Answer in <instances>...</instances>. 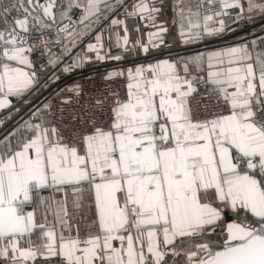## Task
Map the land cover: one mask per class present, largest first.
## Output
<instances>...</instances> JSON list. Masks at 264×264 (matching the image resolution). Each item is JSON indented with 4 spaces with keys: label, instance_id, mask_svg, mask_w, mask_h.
I'll use <instances>...</instances> for the list:
<instances>
[{
    "label": "snow or ice",
    "instance_id": "6c2138e0",
    "mask_svg": "<svg viewBox=\"0 0 264 264\" xmlns=\"http://www.w3.org/2000/svg\"><path fill=\"white\" fill-rule=\"evenodd\" d=\"M256 16L264 0H0V111L117 62L0 137V264H264V36L163 54L173 29L204 44Z\"/></svg>",
    "mask_w": 264,
    "mask_h": 264
},
{
    "label": "crops",
    "instance_id": "0c3cea01",
    "mask_svg": "<svg viewBox=\"0 0 264 264\" xmlns=\"http://www.w3.org/2000/svg\"><path fill=\"white\" fill-rule=\"evenodd\" d=\"M168 17H171V10L170 8L168 9ZM164 17H161V19H163ZM240 26L241 23L239 25L237 24H233L232 28L235 30L234 32H236L234 35H229L228 33L225 34L223 39H213V40H209L204 44H193L190 46H182L179 42V40L175 37V30L173 29L172 34L169 35L168 37V43L171 45L170 49H164V55H168L169 52L171 53V55L173 57H175L176 55H188V54H194L197 51H201L204 49H215L221 45L224 44H228L231 45L234 41L237 40V38H247V39H251L254 38L252 35L249 36H245L241 30H240ZM262 29V28H261ZM261 29L255 30L253 33H255L256 35H261L264 36V32L261 31ZM252 33V34H253ZM94 35V33L92 34ZM92 39V36H86L83 39V43H81L79 45L78 48H83L88 42H90ZM77 48V49H78ZM77 49L74 50L73 54H75V52H77ZM59 49L57 48V50L54 51H58ZM113 54H115V51L113 52ZM158 58H163L158 57ZM152 59V57H148L147 60H145L144 58H138L136 59V63H141V62H150ZM67 61V58H66ZM117 62H105L103 64H88L86 65V68L89 70H97L99 72L104 73L105 69H111L113 67L116 66ZM130 61L126 60L122 63V66H129ZM60 74V80L56 81L54 84H51L49 87L47 88H39L37 89L36 93H32L30 94L28 97H25L26 99H30L31 100V104L29 105H25L23 103V101H17L15 98H13V104L17 107L20 108L21 111L19 113H15L14 109H8V110H4V111H0V120H4L3 125H0V137H2L3 135H5L8 131H10L14 126L17 125V123L19 121H21V118H27V113L29 112L30 108L36 107V106H42L45 103V98L47 96V93H49L50 91H52V89L55 87L58 90L61 88H64L66 85H72L73 83H75L76 80V74L75 71L68 73V74H63V73H59ZM46 79V77H45ZM68 93H66L67 95ZM9 112L12 113V119H6V117L9 115Z\"/></svg>",
    "mask_w": 264,
    "mask_h": 264
},
{
    "label": "built area",
    "instance_id": "2783aa9c",
    "mask_svg": "<svg viewBox=\"0 0 264 264\" xmlns=\"http://www.w3.org/2000/svg\"><path fill=\"white\" fill-rule=\"evenodd\" d=\"M79 15H80V10L73 9V12H72L73 19L74 20L78 19ZM261 28H264V18L260 16H256L252 21L243 22L241 23V26H240L241 32L245 36H249V37L252 35V33L255 30H258ZM235 33L236 32H229L228 34L231 36V35H234ZM35 39L39 40L40 37L36 36ZM80 49L82 48H78L77 51H80ZM53 50H57V48H54ZM32 58L34 60L38 58L43 60V58L40 57V54L38 51L33 54ZM43 62H46V60H43ZM75 74H76V80H77L76 82L82 83L85 88V91H98L104 86L103 81L101 79V76L103 74L102 72H99L97 70H89L85 66L84 68L75 70ZM88 77H91V79H89ZM124 83L125 82L123 80H116L112 84V87L114 89H118L122 96L125 94L124 88L122 87ZM57 91L59 90L54 87L52 91L47 93V96L45 98V103L48 102L49 100H51L54 104L57 103L59 100V97L56 96ZM36 92H37V89L34 90L33 93H36ZM67 95H71V93H68ZM210 100L212 103H215L217 101V97L212 96Z\"/></svg>",
    "mask_w": 264,
    "mask_h": 264
}]
</instances>
